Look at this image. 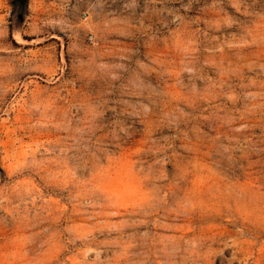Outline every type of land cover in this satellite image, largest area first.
Wrapping results in <instances>:
<instances>
[{
    "label": "clouds",
    "instance_id": "9594fccd",
    "mask_svg": "<svg viewBox=\"0 0 264 264\" xmlns=\"http://www.w3.org/2000/svg\"><path fill=\"white\" fill-rule=\"evenodd\" d=\"M17 24L0 264H264V0H27Z\"/></svg>",
    "mask_w": 264,
    "mask_h": 264
},
{
    "label": "rangeland",
    "instance_id": "374dc122",
    "mask_svg": "<svg viewBox=\"0 0 264 264\" xmlns=\"http://www.w3.org/2000/svg\"><path fill=\"white\" fill-rule=\"evenodd\" d=\"M7 9H11L10 12ZM20 11L13 5V0H7V8H0V18H2L3 23L11 31L14 27H19L17 24L18 17L17 14ZM22 17L27 14V2L24 9L21 11Z\"/></svg>",
    "mask_w": 264,
    "mask_h": 264
},
{
    "label": "water",
    "instance_id": "95a60500",
    "mask_svg": "<svg viewBox=\"0 0 264 264\" xmlns=\"http://www.w3.org/2000/svg\"><path fill=\"white\" fill-rule=\"evenodd\" d=\"M27 0H13V5L20 11L17 14L18 20L22 19L21 11L24 9Z\"/></svg>",
    "mask_w": 264,
    "mask_h": 264
}]
</instances>
